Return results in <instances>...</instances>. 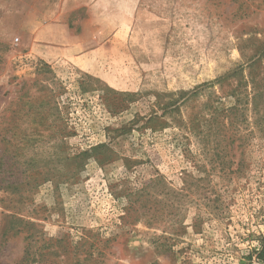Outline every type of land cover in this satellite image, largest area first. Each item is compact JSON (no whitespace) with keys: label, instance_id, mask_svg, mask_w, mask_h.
I'll return each mask as SVG.
<instances>
[{"label":"rangeland","instance_id":"rangeland-1","mask_svg":"<svg viewBox=\"0 0 264 264\" xmlns=\"http://www.w3.org/2000/svg\"><path fill=\"white\" fill-rule=\"evenodd\" d=\"M55 23L83 46L49 62ZM263 244L264 0H0V264Z\"/></svg>","mask_w":264,"mask_h":264},{"label":"crops","instance_id":"crops-1","mask_svg":"<svg viewBox=\"0 0 264 264\" xmlns=\"http://www.w3.org/2000/svg\"><path fill=\"white\" fill-rule=\"evenodd\" d=\"M36 34V40L38 41L36 45L38 48L36 49L49 62L59 61L64 55L66 56L76 48L83 46V40L72 35L68 25L64 23L51 24L39 30ZM46 41H50V44L47 45ZM47 48H54L56 50H49Z\"/></svg>","mask_w":264,"mask_h":264},{"label":"trees","instance_id":"trees-1","mask_svg":"<svg viewBox=\"0 0 264 264\" xmlns=\"http://www.w3.org/2000/svg\"><path fill=\"white\" fill-rule=\"evenodd\" d=\"M258 257L261 258V259H264V244H263V246H262L261 251H260L259 254H258Z\"/></svg>","mask_w":264,"mask_h":264}]
</instances>
